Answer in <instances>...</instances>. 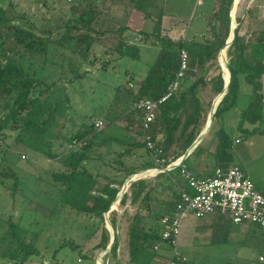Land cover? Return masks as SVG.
Here are the masks:
<instances>
[{"label":"trees","instance_id":"trees-1","mask_svg":"<svg viewBox=\"0 0 264 264\" xmlns=\"http://www.w3.org/2000/svg\"><path fill=\"white\" fill-rule=\"evenodd\" d=\"M86 1L90 2L91 6L87 8L83 5L80 12H74L72 19L66 25L67 32L59 41L54 42L19 28L15 24L17 17L13 14L9 16L8 11L0 7V89L9 85L14 86L17 82H20L26 89V96L18 104L10 123L5 126L0 124V139L2 140L0 158L4 160L3 156L10 148H7V145L5 147L4 141L5 130H10L17 133L16 144L31 151L32 155L37 156L38 154L49 160L60 161L62 171L52 174L54 183L52 186L58 191L59 206L70 208L77 215L83 214L97 220L102 227L101 240L95 249L105 251L111 239L110 232L103 224L105 214L116 201L125 180L139 171L155 168L145 137L154 144L155 148L163 151V157L176 160L186 154L201 133L202 127L206 125L213 102L205 103L200 97V90L210 85L214 96H217L224 89L225 81L219 59L231 34L230 12L232 6L233 13L235 2H237L235 8L237 34L226 53L227 74L231 77V82L213 119V122L218 125L215 133L217 146L214 151H209L201 143L184 160L182 166L197 178L211 176L216 168L225 170L229 168L231 157L228 156L227 151L233 144V139L225 130L223 117L231 110L235 112V129L239 135L241 134L240 137L264 135L262 83L264 78V14L262 20L252 19L248 32L240 35L238 23L241 19L237 17V12L241 0H221V5H217L212 14L206 18V20L209 19V24L210 20L218 22V27L212 29L210 40L197 42L184 39L173 47L174 43L166 36L162 37L165 14L159 0H113L128 3L133 10L143 13L146 20L153 21L152 32H141V34L146 39L155 38L156 45L161 46V55L157 63L148 72L146 79L140 82L137 91H131L128 87L125 90L127 94L132 95L133 103L126 113L129 115L130 123L137 122L139 127L141 117L138 111L133 110L135 103L143 98L157 100L166 93L169 84L175 80L180 70L182 51L188 54L185 76L181 79L177 92L158 107L150 130L145 134L139 129L142 140L138 141L134 136L131 142H125L113 135L104 134L105 128H108L110 124L107 125L104 120V128L96 130L94 128L96 119L84 116L81 124L74 126L72 133L63 136L61 143L63 148L67 145L66 150L58 154L54 151L55 141L60 140L61 137L55 133L54 128L60 118L63 117L67 121L70 111L73 110L66 83L72 85L81 78L71 60V55H74L75 51L71 49L70 44L75 40L80 42L83 45L81 57L84 58L83 52H87L91 46L88 39H95L97 35L92 24L96 18L101 17L100 12L95 9L101 0ZM81 20H83L82 26H80ZM124 30V27H121L119 31L122 33ZM4 31L7 32V37L2 39ZM74 31H85V34H78L76 37L73 34ZM9 39L12 41V47L5 48L6 40L8 42ZM125 42L120 40L116 50L120 51L121 56L138 58L139 54L134 53V50L138 51L137 48ZM18 48L43 56L40 69L42 74L37 75L31 70L30 65H26L25 55L20 53ZM67 62L71 64V68L67 66ZM105 69L104 67L103 70ZM69 73L74 75L73 78L65 79ZM130 82H134L133 76ZM61 83L63 86H60ZM243 83L250 86L251 93L247 104L240 107ZM179 130H181L180 133ZM159 137H164L163 141H160ZM239 141V139L236 140V142ZM113 142L125 147L124 151L114 153L116 155L114 162L120 165L117 171L125 173V177L107 178V183L103 184L88 171L87 163L93 159L92 155L96 148L109 151ZM136 149L144 150L145 162L137 167L125 166L124 158ZM210 164L214 170L208 176L201 174V168L204 166L207 168ZM2 175L9 176L8 173ZM2 175L0 173V177ZM10 176L15 179L13 186L15 193L19 178L14 172ZM183 191L190 192V189L182 177L181 168L159 174L154 177L153 184L147 179L133 182L120 201L119 208L123 212L120 214L118 211H113L109 214V221L115 232L113 246L107 255L110 261L119 264L121 237L118 230L122 222L127 219L129 208L136 207L137 211L129 220L126 230L129 262L131 264H151L159 254L156 247L159 248L160 245L166 243L161 237V220L174 216ZM8 225L9 236L5 238L8 240V245L2 254L3 259H10L16 264H30L33 258L40 256V251L35 244L36 233L33 235L35 240L29 242L28 238L32 236V233L28 228L13 222L12 219L8 221ZM99 228H91L85 239L89 240L95 236ZM261 235L264 236V231ZM72 242L66 241L61 245L60 250L64 247H69L72 251L77 250L80 253L78 262L82 263L88 256L82 254L79 245ZM176 264L189 263L176 262Z\"/></svg>","mask_w":264,"mask_h":264},{"label":"rangeland","instance_id":"rangeland-1","mask_svg":"<svg viewBox=\"0 0 264 264\" xmlns=\"http://www.w3.org/2000/svg\"><path fill=\"white\" fill-rule=\"evenodd\" d=\"M159 1L165 14L162 37L166 36L174 43L175 45L171 44L173 47L184 39L203 42L205 39L212 38V29L218 27V22L210 20L209 24V19L206 20V18L212 14L217 5H221V0ZM83 5L88 8L91 3L86 0H0V7L8 11L9 16L13 14L17 17L16 26L52 42L59 41L63 37L67 32L66 25L72 19V14L80 12ZM95 9L100 12L101 17L96 18L92 24L97 35L95 39H88L91 46L87 52H83L85 57H81L83 45L80 42L75 40L70 44L71 49L75 51V54L71 55V60L81 78L72 85L66 83L73 110L70 111L68 117L66 116L67 121L63 117L60 118L54 128L55 133L61 137L60 140L55 141L54 151L58 154L66 150L67 145L63 148L61 143L63 136L72 133L74 126L81 124L84 116H91L96 121L99 119L104 122L105 120L107 125L110 124L108 128H105L106 130L104 129L106 131L104 134L113 135L125 142H131L134 136L138 141L142 140L137 122L130 123L129 115L126 114L133 102L132 95L127 94L125 90L128 87L131 91H137L140 82L146 79L148 72L161 55V46L156 45V39H146L141 34V32L151 33L154 22L146 20L143 13L133 10L128 3L101 0ZM263 14L264 0H241L237 12V17L241 19L238 23L240 35L248 32L252 19L262 20ZM21 16L22 18H19ZM82 24L83 20L80 21V26ZM121 27L125 29L122 33L119 31ZM73 34L77 37L78 34H85V31H74ZM6 37L7 32L4 31L1 38ZM120 40L134 45L138 50H134L135 54H139L138 58L121 56L120 51L116 50ZM11 42L10 39L8 42L6 40L5 48L12 47ZM17 50L25 55L26 65H30L31 70L37 75L42 74L40 69L43 56L41 54L28 52L22 48ZM223 56L220 62L224 66L222 71L226 74L227 55L223 54ZM67 66L71 68L69 62ZM70 74L65 79H72L74 75ZM132 76L134 82H130ZM60 86H63V83ZM242 87L240 107L247 104L251 93L249 85L243 83ZM203 95L206 97L205 103L213 102L215 98L212 97L213 94L210 96V91ZM203 95L201 94L200 97L202 98ZM25 96L26 89L20 82L0 89L1 125L5 126L10 123L18 104L24 100ZM223 121L226 132L233 139V144L227 151L228 156L234 160L232 166L242 168L254 181L257 190L264 195V135L240 137L241 134L239 135L235 129L234 110L227 112ZM204 128L205 126L202 130ZM217 130L218 125L213 122L208 136H214ZM5 135V147L7 145V148H10L3 156L4 160L0 158V173L1 175L8 173L9 176L0 177V264H16L2 257L8 245V240L5 238L9 236L8 221L10 219L31 231L32 236L28 238L29 242L35 240L33 235L36 233L35 244L40 251V256L33 258L30 264H97L99 258L97 255L102 253L100 252L102 250L96 251L95 246L101 240L102 226L91 217L83 214L77 215L70 208L59 206L58 191L52 186L54 184L52 174L62 171L60 161L49 160L38 154L37 156L32 155L31 151L16 144V132L5 130ZM216 139L215 137L217 146ZM237 139L240 141L236 142ZM124 149V145L113 142L109 151L102 150L103 159H98L96 154H93V161L87 163L88 171L103 184L107 183V178L115 176L124 178L125 173L120 174L116 170L120 165L114 162L116 159L114 153L124 151ZM144 155L143 149L133 150L124 158L125 166H139L146 160ZM208 170L211 171V166ZM13 172L19 178L15 193L13 192L15 179L10 176ZM146 179L154 183V178ZM136 211V207L129 208V215L121 224L119 235L124 240L127 237L126 230L129 220ZM106 222L107 218L103 223L104 226L107 225ZM238 226L239 228L237 225L233 226L235 230L228 243L218 247H199L196 249L198 253L192 252L189 255L192 263L264 264V236L260 237L259 229L252 225H245L248 228L243 231L241 227L244 225ZM95 227H100L97 234L86 240L90 229ZM66 241L78 244L82 252L87 250L92 257L88 256L82 263H79L80 253L77 250L72 251L69 247L60 250L61 245ZM105 264L114 263L109 257Z\"/></svg>","mask_w":264,"mask_h":264},{"label":"built area","instance_id":"built-area-1","mask_svg":"<svg viewBox=\"0 0 264 264\" xmlns=\"http://www.w3.org/2000/svg\"><path fill=\"white\" fill-rule=\"evenodd\" d=\"M187 62L188 54L186 51H182L180 70L176 74L175 80L169 84L166 93L157 100L143 98L133 106V110L140 113L139 129L143 133L146 134L150 130L151 124L155 121L158 107L179 89L180 81L187 70ZM94 128L96 130L104 128V122L95 121ZM145 139L155 165V168L146 171L153 172V176L147 178H154L164 172H172L181 168L182 177L190 189V192H182L174 216L165 217L160 223L161 237L166 242L171 254L167 264L188 261L180 249L179 238L182 224L190 216L204 219L216 214L226 215L234 225H253L264 231V195L257 190L254 181L241 168L230 167L226 170L216 168L211 176L197 178L182 164L175 167L178 160L163 157V151L155 148L154 144L146 137ZM1 145L2 140L0 139ZM23 157L26 158V156ZM145 179L137 177L136 181ZM106 218H109V214H105ZM156 249L159 248L156 247ZM107 254L103 257L104 263ZM261 260L263 261V257Z\"/></svg>","mask_w":264,"mask_h":264},{"label":"crops","instance_id":"crops-1","mask_svg":"<svg viewBox=\"0 0 264 264\" xmlns=\"http://www.w3.org/2000/svg\"><path fill=\"white\" fill-rule=\"evenodd\" d=\"M226 74H227V72H226ZM224 76H225V73H224ZM262 83H263V90H264V78L262 79ZM209 91H210V96L213 94L212 97H215V98L217 97V96H214V93L212 92L210 85H208L205 89H202L200 91V93L203 95ZM202 98H203L202 99L203 101H206V97H204V95L202 96ZM159 140L163 141V139H161V137H159ZM201 143L204 146V148L209 150V151H214L216 149L215 135L212 137H209L207 134ZM103 149L104 148H96V151H94L93 154H96L98 159H103V153H102ZM176 160H178V159H176ZM92 161H93V159L90 162H92ZM233 162H234V160L231 159V162L229 164V168L230 167H239V166H232ZM210 166H211V171H213L214 168L210 164L207 168H206V166L201 168L200 173L205 175V176H208V174L211 173V171L208 170V168L210 169ZM116 170H117V168H116ZM121 173H123V172H120V174ZM146 173H148V174H146L144 177H141V176H139V177L144 179V178L153 176V172H146ZM245 174L247 175L246 172H245ZM116 178L121 179V177H118V176ZM115 206H116V204H115ZM119 206H120V204H119ZM119 206L114 211H118L120 209ZM122 212H123V210L121 209V211H119V213L121 214ZM233 226H235V225L232 223L231 219L226 215L216 214V215L208 216L204 219H196L193 216L188 217L182 224L181 234H180V238H179V246H180L182 253L187 258V260H188L187 262L189 264H194V263H192L189 255H191L192 252L198 253L196 249H198L199 247H218V246H221L222 244L228 243L232 233L235 230L233 228ZM237 227L239 228V226H237ZM241 228L243 231V230H245V228H248V227L244 225ZM160 230H161V226H160ZM119 231H120V228L118 230V233H119ZM254 231H257V230L254 229ZM259 232H260V234H259L260 237H263L261 235V233H263V231H261L259 229ZM127 241H128V237H126L125 240L123 238L120 239L119 258H118L119 264H131L129 262V251H128ZM99 250H101V249H96V251H99ZM102 251H100V252H102ZM158 252H159L158 256L151 262V264H167V262L171 258L170 250L167 247V245L166 244L160 245ZM82 254H86L87 256L92 257V255H89V253H87V250H83ZM108 254H109V252H108ZM98 255H100V253H98ZM98 255H97V257H99ZM196 255H198V254H196ZM107 257H106V259H107ZM106 259H105V261H106ZM108 259H109V257H108Z\"/></svg>","mask_w":264,"mask_h":264},{"label":"water","instance_id":"water-1","mask_svg":"<svg viewBox=\"0 0 264 264\" xmlns=\"http://www.w3.org/2000/svg\"><path fill=\"white\" fill-rule=\"evenodd\" d=\"M230 18H231V14H230ZM231 32H234V35H235V38H236V34H237V27H232V23H231ZM234 38V39H235ZM219 62H220V59H219ZM226 64L228 65V62H226ZM220 65H221V62H220ZM230 82H231V77L228 79V81L225 80V85H224V89H223V93L221 92L219 95H217V97L214 99L213 103H212V106H211V111H210V114L208 115V118H207V122H206V125H205V128L201 131V133L199 134L198 138L195 140V142L192 144V146L189 148V150L186 152V154L184 156H182L181 158L178 159V163L176 164L175 167H177L178 165H181L184 160L190 155V153L198 146L201 144V142L203 141V139L205 138V136L208 134V132L211 130L212 128V125H213V119H214V115L217 111V108L219 106V104L221 103L222 99H223V96L226 94L227 92V89L230 85ZM222 94V97L220 99V96ZM146 171H139L131 176H129L127 178V180L125 181L123 187H122V190L120 192V194L118 195L116 201L114 202V204L110 207V209L108 210V212L106 213L107 215L110 214L111 212H113L120 204V201L122 199V197L124 196V194L126 193V191L130 188L131 184L133 182L136 181L137 179V175L139 174H142V173H145ZM116 204V206H115ZM110 223L109 220H107L106 223ZM111 225V224H110ZM112 227V226H111ZM106 228L108 229L107 225H106ZM108 231L110 232V235H111V240H110V245L108 246V252L110 251V249L112 248L113 246V243H114V239H115V232L112 228V232L108 229Z\"/></svg>","mask_w":264,"mask_h":264},{"label":"bare ground","instance_id":"bare-ground-1","mask_svg":"<svg viewBox=\"0 0 264 264\" xmlns=\"http://www.w3.org/2000/svg\"><path fill=\"white\" fill-rule=\"evenodd\" d=\"M236 5H237V2H235V4H234V11H233V13H232V27H237L236 25H235V8H236ZM234 32H231V34H230V36H229V39H228V41H227V43H226V46H225V48H224V51H223V53L221 54V56H220V58H223L224 56H223V54L224 55H226V53H227V50H228V48H229V46H230V44H231V42L233 41V38H234ZM221 67H222V70L224 69V66L223 65H221ZM226 68H227V66H225ZM228 70V69H227ZM223 78H224V80H226V81H228V79L230 78V76H228L227 74H225V76H224V73H223ZM223 93V92H222ZM221 97H222V94H221V96H220V99H221ZM224 97V96H223ZM146 174H148V173H142V174H139V175H137V177L138 178H140L139 176H141V177H144ZM117 207V206H116ZM107 220H108V218H107ZM107 226H108V229L112 232V227H111V225H110V223L108 222L107 223ZM106 253H108V250L106 249L105 251H102V253H100V255H99V258H98V264H105L104 263V261H103V257L105 256V254Z\"/></svg>","mask_w":264,"mask_h":264}]
</instances>
